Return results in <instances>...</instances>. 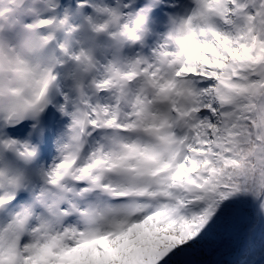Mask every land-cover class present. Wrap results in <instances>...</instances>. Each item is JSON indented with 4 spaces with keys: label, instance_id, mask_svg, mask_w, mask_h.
Returning a JSON list of instances; mask_svg holds the SVG:
<instances>
[{
    "label": "snow or ice",
    "instance_id": "6c2138e0",
    "mask_svg": "<svg viewBox=\"0 0 264 264\" xmlns=\"http://www.w3.org/2000/svg\"><path fill=\"white\" fill-rule=\"evenodd\" d=\"M0 264H264V0H0Z\"/></svg>",
    "mask_w": 264,
    "mask_h": 264
}]
</instances>
